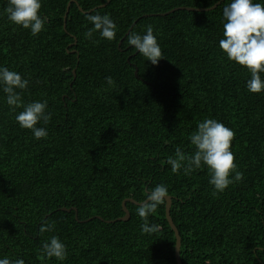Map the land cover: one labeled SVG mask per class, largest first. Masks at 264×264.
<instances>
[{"label": "trees", "instance_id": "trees-1", "mask_svg": "<svg viewBox=\"0 0 264 264\" xmlns=\"http://www.w3.org/2000/svg\"><path fill=\"white\" fill-rule=\"evenodd\" d=\"M70 1L83 12L72 2L64 29ZM219 1L42 0L46 30L37 37L0 16V65L29 80L26 103L46 100L51 113L48 137L37 141L0 92V257L58 264L39 258L56 235L68 250L63 264H177L165 204L149 217L159 225L151 235L141 234L140 206L130 202L129 220L111 222L124 216L123 201L143 202L165 184L182 264H264V94L247 91L250 74L218 47L230 0L180 9ZM94 14L115 21L113 41L84 39ZM148 25L164 56L156 66L127 44ZM205 118L234 131L244 173L218 196L206 169L185 176L166 163L176 147L194 151L187 137ZM44 223L54 231L40 233Z\"/></svg>", "mask_w": 264, "mask_h": 264}, {"label": "clouds", "instance_id": "clouds-1", "mask_svg": "<svg viewBox=\"0 0 264 264\" xmlns=\"http://www.w3.org/2000/svg\"><path fill=\"white\" fill-rule=\"evenodd\" d=\"M41 8L42 0H7L0 16L6 15L13 25L28 30L31 36L37 37L46 30L47 17L41 14ZM86 19L91 27L83 34L85 40L98 43L93 39L96 33L100 39L109 42L116 38L117 24L108 14L88 15ZM222 24L219 49L229 62L250 74L245 85L247 91L256 95L264 94V0H230L222 10ZM127 44L153 66L164 59L152 25L146 26L143 33L131 32L127 37ZM106 83L109 88L116 87L112 77H106ZM28 85L29 80L19 72L0 65V92L4 94V103L10 112L15 113V121L22 130L31 131L37 141L45 140L48 137L46 125L51 119L48 102L42 100L26 103L23 95ZM41 123L45 127H38ZM234 136V131L222 122L215 118H205L202 122H197L195 130L187 137L194 151L188 154L176 147L174 155L166 158V163L173 174L182 172L185 176L206 169L211 194L218 196L244 177V173L238 171V165L234 162L235 155L231 150ZM168 196L169 189L165 184H157L146 192L145 202L137 209V215L142 220V235L158 231L159 225L150 224L149 217L166 203ZM54 228V224L44 223L39 232L51 233ZM39 253L40 259L54 258L58 264H63L68 257L66 244L56 235H51L42 242ZM0 264H25V261L4 255L0 257Z\"/></svg>", "mask_w": 264, "mask_h": 264}, {"label": "water", "instance_id": "water-1", "mask_svg": "<svg viewBox=\"0 0 264 264\" xmlns=\"http://www.w3.org/2000/svg\"><path fill=\"white\" fill-rule=\"evenodd\" d=\"M224 0H220L219 2H217L215 5H213L212 7L210 8H207V9H193V8H180L181 10H187V11H194V12H203V11H209V10H213L215 9L221 2H223ZM75 3L77 5V3L75 1H70L66 7V10H65V14H64V17H63V28L65 29V24H66V18H67V15H68V11H69V7L71 5V3ZM107 3H108V0H107ZM105 6V5H104ZM79 11L83 12V10L77 5ZM174 11V10H172ZM171 11V12H172ZM74 73V71H73ZM136 74V72H135ZM171 197L168 196V198H166V203H165V217H166V220L168 222V225L169 227L171 228V230L173 231L174 233V237H175V248H174V252H175V261L177 264H182V261L180 259V246H181V238H180V235H179V232L177 230V228L175 227L173 221H172V218L170 216V208H171ZM126 202H130L134 205H137V206H141L145 201L143 202H136L132 199H127L125 201H123L122 203V210L124 212V216L121 217V218H118L117 220H114V221H111V222H115V221H127L129 220L130 218V213L128 211V209L126 208ZM63 211H70L71 209H65L63 208L62 209ZM74 211L76 212V209H74ZM76 216V215H75ZM109 222V221H108Z\"/></svg>", "mask_w": 264, "mask_h": 264}]
</instances>
